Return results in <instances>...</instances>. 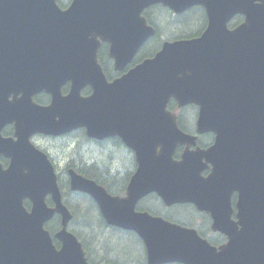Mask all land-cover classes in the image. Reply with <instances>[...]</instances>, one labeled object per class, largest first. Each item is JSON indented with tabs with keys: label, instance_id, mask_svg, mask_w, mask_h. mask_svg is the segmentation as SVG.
Returning <instances> with one entry per match:
<instances>
[{
	"label": "water",
	"instance_id": "95a60500",
	"mask_svg": "<svg viewBox=\"0 0 264 264\" xmlns=\"http://www.w3.org/2000/svg\"><path fill=\"white\" fill-rule=\"evenodd\" d=\"M157 4L175 14L203 6L208 27L199 38L165 42L108 83L99 48L108 43L115 70L123 71L155 34L142 13ZM237 15L246 20L229 30ZM87 87L92 94L83 98ZM41 92L52 97L47 107L33 102ZM172 99L179 108L199 106L197 133L214 132L212 148L189 150L197 138L179 129L167 109ZM13 121L16 140L3 138V124ZM79 128L95 139L119 136L135 152L124 197L72 170L69 176L71 189L88 194L109 226L141 238L148 264H264V0H73L65 11L57 0H0V159L10 161L7 169L0 163V264H88L68 230L72 214L55 170L31 143L38 132ZM180 145L187 149L176 161ZM150 194L168 207L192 204L209 214L211 230L228 242L215 247L193 228L137 211ZM56 215L61 229L53 238L45 225Z\"/></svg>",
	"mask_w": 264,
	"mask_h": 264
},
{
	"label": "trees",
	"instance_id": "16d2710c",
	"mask_svg": "<svg viewBox=\"0 0 264 264\" xmlns=\"http://www.w3.org/2000/svg\"><path fill=\"white\" fill-rule=\"evenodd\" d=\"M62 3V1H61ZM160 13L166 15L161 9ZM194 11L202 12L200 9ZM149 18V17H148ZM169 109L175 111L176 104L170 103ZM196 109L189 107L181 113V117L185 116V122L194 121ZM183 120H180V127L184 130L190 128ZM95 174L85 169L80 170L81 174L86 173L90 178L95 179L97 182L102 183L107 190L114 195H122L126 190V184L129 181L131 171L127 173V178L123 172L119 171L116 167L108 169L107 167H91ZM105 169V178L101 177L98 171ZM86 171V172H84ZM124 181V186L118 188L116 183ZM64 203L73 214V221L70 225V230L82 241L87 259L91 264L100 263H114V264H148L146 251L141 239L137 234L107 226L104 219L100 215L96 203L87 195L77 192H72L69 189L64 191ZM148 203L139 205L140 211H147L155 216L163 217L164 219L177 223L179 225L190 227L198 230L199 234L208 239L212 244L213 242L222 239L217 235H212L209 226L210 219L208 215L200 213L192 205H183L173 208H166L161 200L152 195L146 200ZM181 209L182 213H176L174 210ZM48 226V229L53 233L59 226L58 219ZM86 233L91 236L90 240L86 239ZM92 234V235H90ZM101 237V239H99ZM108 245L105 251H96V245L99 242ZM215 245V244H214Z\"/></svg>",
	"mask_w": 264,
	"mask_h": 264
},
{
	"label": "flooded vegetation",
	"instance_id": "af4514ba",
	"mask_svg": "<svg viewBox=\"0 0 264 264\" xmlns=\"http://www.w3.org/2000/svg\"><path fill=\"white\" fill-rule=\"evenodd\" d=\"M68 2H70V1H68ZM68 6L69 5L64 6V9H66ZM197 8L200 9L202 14L199 11H194ZM188 11L189 12L194 11L195 13H197L199 15L192 17V14H190ZM188 11L184 12V13L177 14V15L173 16L171 19H168L169 13L167 12L166 15L163 16L165 19H167V21L165 23H160V22L156 23L157 26L160 28L159 29L160 33H162L165 36V38L174 39V40H176V39H195V38L200 37L208 27L207 13H206L204 7H202V6L192 7ZM244 20H245L244 16H236L233 19V21H231L229 23V25H228L229 29L233 30V29L237 28L239 25H241L244 22ZM157 26L155 25L157 32H158ZM162 26L165 27L164 31L161 30ZM100 50L101 51L99 54V58H100V61L102 62L105 59L104 55H106V54H104V52H106L107 49L104 48V45H103L100 48ZM106 59L110 63L109 69H112L113 62L111 59H109L108 54L106 56ZM106 75L109 78V80H111L110 78H112V76L114 75V72L112 70H109V71L107 70ZM122 75H123V73H122ZM39 97H40V95L35 98V100L38 103L40 102ZM44 104H46V103H44ZM197 119H198V113H196V115L194 116V118H193L194 121L190 122L191 126H190L189 130L186 131L187 133L192 134V135H196V133H197V131H196ZM15 132L16 131H15V124L14 123L6 122L5 124H3L2 129H1V134L3 135V137L13 138L15 136ZM73 136H74V134H71L69 136L66 135L63 137H59L58 139L66 140V138L71 139V138H73ZM52 139H53L52 137L45 136L44 134H36L32 138L36 147L39 148L44 153L49 154L51 159L55 162L57 157L62 158V156L60 155L61 151H59L58 149H54L53 147H50L51 143H52ZM105 140H108V141H105ZM105 140L104 141H94V140L88 139V141L91 144L97 145L94 148V150L90 145H88L86 143H81V144L73 143V144H70L69 147L66 150H64L63 152H67L68 154L71 155V156L67 157V160L70 162V164H72V165L76 164L78 166L80 164L76 161L75 157H80V158L84 159L83 157L86 156V153H88L91 150H93L94 154H96V157L94 159L89 158V160H90L89 162H92L94 167H107L108 169L109 168L112 169L110 166L114 161L112 162V157L110 155H115L117 157L118 152L125 154L126 163L130 164L133 162V160H134V163H136L134 151L131 150L130 148H128L127 146H125V144L122 142V140L119 137L113 136V137L107 138ZM214 142H215V135L213 133L198 135L197 145L195 147H191V149L195 150L196 148L199 147L203 150H206V149L210 148L214 144ZM124 146L126 149L124 148ZM184 150H185V147L177 148V151L175 154V159H177V160L180 159ZM108 161H111L112 163L108 164ZM1 163L3 164V166L5 168H7L9 161L3 158V159H1ZM115 167L119 171L123 172V174L127 178V173L129 171V169L126 168L125 170H121L120 166H115ZM212 167H213V164L210 163V169L206 172V174H209L211 172ZM131 174H130V177H131ZM130 177H129V180H130ZM128 183H129V181L127 182V184ZM237 201H238V193H235L233 195L232 201H231V204L235 209H236ZM208 217L210 219V226H209V229H210L211 224H212V219H211L210 215H208ZM214 235L220 236L221 234L219 235L217 233ZM220 237H222V236H220ZM226 242H227L226 238H222L220 240L213 242V244H215L216 246H221V245L225 244ZM56 245H57V247H60V245L58 243Z\"/></svg>",
	"mask_w": 264,
	"mask_h": 264
},
{
	"label": "rangeland",
	"instance_id": "374dc122",
	"mask_svg": "<svg viewBox=\"0 0 264 264\" xmlns=\"http://www.w3.org/2000/svg\"><path fill=\"white\" fill-rule=\"evenodd\" d=\"M62 2H63V4H66V0H61ZM149 15H150V17L152 18V19H156L158 22H160V23H165L166 21H167V19H165L163 16H161V14H159V9H151L150 11H149V13H148ZM192 14V17L193 16H197V15H199V14H197V13H195V12H193V13H191ZM161 30L162 31H164L165 30V27L164 26H162L161 27ZM160 38H162V39H165V36L163 35V34H161L160 36H159ZM147 53V49H144V50H142L141 51V53L139 54V56H147V55H149V54H146ZM145 54V55H144ZM94 153V151L93 150H91V151H89L88 153H86V158L85 157H83L84 159H82V158H80V157H75V159H76V161L80 164V165H88V166H90V167H94L93 166V163L92 162H89L88 160H89V158L90 159H94L95 157H96V154H93ZM60 154H61V156H62V158H67L68 156H71L70 154H68L67 152H60ZM108 156V155H107ZM106 156V157H107ZM111 157H112V162L111 161H108V164H110V163H112L111 164V168H113V167H115V166H120L121 168V170H125L127 167L126 166H124L125 165V161H124V157H123V155H118L117 157L115 156V155H110ZM85 159H88V160H85ZM61 164H64V163H62L61 162ZM130 170H132V169H130ZM99 172V174L101 175V177H103V178H105L106 176H107V173H106V176H105V169L104 170H102V171H98ZM116 185H117V187L118 188H121L122 186H124V181H119V182H117L116 183ZM176 213L178 212V213H182L181 212V209H175L174 210ZM90 235H92V234H90ZM86 239L87 240H90L91 239V236H89L87 233H86ZM99 239H101V237H99ZM108 245H109V243L107 244V245H105V244H103L101 241L96 245V248H95V250L96 251H105L107 248H108Z\"/></svg>",
	"mask_w": 264,
	"mask_h": 264
}]
</instances>
